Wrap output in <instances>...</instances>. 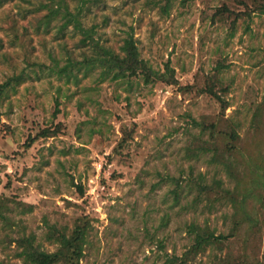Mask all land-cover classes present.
Here are the masks:
<instances>
[{
    "label": "rangeland",
    "instance_id": "374dc122",
    "mask_svg": "<svg viewBox=\"0 0 264 264\" xmlns=\"http://www.w3.org/2000/svg\"><path fill=\"white\" fill-rule=\"evenodd\" d=\"M67 1L85 4L101 44L119 51L132 32L141 59L178 83L112 79L79 63L83 34L61 31L59 17L41 24L46 0H0V264L55 253L57 234L82 217L80 264H165L190 248V223L232 234V201L202 186L220 179L236 195L251 169L215 128L235 124L249 164L264 166V14L245 15L250 0H172L167 15L146 0ZM208 75L223 106L182 89ZM230 248L208 245L187 264H215Z\"/></svg>",
    "mask_w": 264,
    "mask_h": 264
},
{
    "label": "trees",
    "instance_id": "16d2710c",
    "mask_svg": "<svg viewBox=\"0 0 264 264\" xmlns=\"http://www.w3.org/2000/svg\"><path fill=\"white\" fill-rule=\"evenodd\" d=\"M250 1L253 7L246 5L245 15L251 17L252 12L264 14V0ZM171 2L172 0H146L145 4L151 9L158 8L162 14L167 15L169 14ZM84 6L85 4H79L71 8L67 0H46L39 7V10H47V13L40 19L42 25L48 27L51 22L59 17L62 20L59 26L61 31L72 27L75 33L84 35L81 40L82 46L87 47L88 50L83 54V60L79 63L100 65L106 70V73L111 74L113 72L112 79L143 75L147 83L156 81L178 83L175 79L174 70L170 69L168 65L167 71L170 72L171 80L169 78L166 80L164 74L154 71L141 59L138 40L132 32L127 31L125 33L119 51H116L112 46L101 44L98 39L93 37L95 33L94 26L88 27L85 24ZM224 10L229 11L227 7H224ZM75 64H78V62L73 65ZM6 85V83L0 84V96L3 94ZM182 89H195L197 94L208 93L218 99L223 106L224 101L215 90L216 82L213 76L208 75L203 86L192 84L185 85ZM258 108L261 107L258 106ZM213 127L215 128L217 125ZM215 130L214 136H221L220 141L222 139L225 141L227 150L231 154L235 152L237 156L241 155L243 161H246L251 168L247 175V185L241 187V183H239L236 195H233L230 189L225 188L223 181L220 179L214 180L212 187L202 186V188L215 192V201L225 197L232 201L235 226L232 234L224 235L216 234L200 224L190 223L188 230L193 234L190 248L182 256L168 255L165 264H187L189 258L195 257L204 251L208 245L223 246L225 244H231L237 249L230 248L226 253L218 256L214 261L215 264H264V219H262V216L260 217L262 214L260 207H264V196L260 192L261 188H264V166L249 164L243 147L239 145L240 135L235 124L229 126L228 130L220 132H217V128ZM51 133L53 132L50 129H43L40 135L50 136ZM222 164L230 176H238L235 170L236 161L224 158ZM89 227V220L86 217L80 218L70 236L64 233L57 234L60 248L55 253L37 251L29 257L28 261L32 264H80L79 261L83 256L86 233Z\"/></svg>",
    "mask_w": 264,
    "mask_h": 264
}]
</instances>
